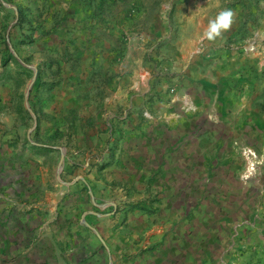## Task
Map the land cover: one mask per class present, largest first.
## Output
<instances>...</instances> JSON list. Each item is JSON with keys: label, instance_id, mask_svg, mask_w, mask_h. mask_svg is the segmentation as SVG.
<instances>
[{"label": "crops", "instance_id": "0c3cea01", "mask_svg": "<svg viewBox=\"0 0 264 264\" xmlns=\"http://www.w3.org/2000/svg\"><path fill=\"white\" fill-rule=\"evenodd\" d=\"M167 3L0 0V212L14 201L26 225L4 248L8 217H0V264H62V239L64 264H229L215 260L228 247L264 251V162L242 177L244 150L264 158V0L179 3L165 73L173 78L154 84L144 59ZM227 8L230 28L202 40ZM30 73L51 91L42 121L61 118L59 107L129 103L145 107L142 124L137 115L126 130L112 128L109 145L108 132L86 131L77 151L87 158L64 166L83 177L45 179L56 150L40 156L29 139ZM189 103L196 110L184 113Z\"/></svg>", "mask_w": 264, "mask_h": 264}, {"label": "rangeland", "instance_id": "374dc122", "mask_svg": "<svg viewBox=\"0 0 264 264\" xmlns=\"http://www.w3.org/2000/svg\"><path fill=\"white\" fill-rule=\"evenodd\" d=\"M112 1H120V0H112ZM167 7L166 11L164 12V15L162 16V19H159L158 21H155L154 28H156V31H153V37L149 40V44L152 47L151 52L146 54L145 56V65H147V69L151 74V80L154 84H160L162 81L171 83L173 78L170 75H165L166 68H170L171 64L175 60V56L173 55V46L175 45V39L180 31V21L179 16L177 13V8L179 6V3L185 2L186 0H167ZM233 1V4L242 3L245 0H217V2H221L220 7L227 6ZM219 7H217L218 10ZM181 12V11H180ZM155 13V11H153ZM154 20V19H153ZM143 29L147 31V26H143ZM142 40L140 43L142 44ZM125 43H121V48H125ZM172 46V47H171ZM40 75H37L36 80L34 84L32 85V88L27 90L28 94V105L27 107H23L24 112L26 115H30V127L32 128V131L30 133V138L33 141L40 144V152L39 155L46 157L48 155V149H44L48 146H54L55 147V155L53 158H49L46 160V164L49 161L50 162V171L44 173L45 179H76L79 180L83 177V173L69 170L64 172V166L66 162V158L69 157L71 159H79L80 156H85L87 158V153L78 152V148L82 146L84 148L86 145L85 141L87 137L84 135L81 136L83 133L86 134V131H98L100 133L102 132H108L109 137L102 139V141L105 142V145L110 143L111 140V130L117 129H124L126 130L129 126V122L127 120L133 121V117L139 115L140 118V124L135 126H141L143 121V113L145 111V107L143 105H135L131 106L129 103L120 104L118 106L109 104L106 106H92V107H82V105L74 104L72 110L68 112V109L63 111V107H59L62 111H59L58 113L61 114V118H56L54 115H51L43 121L41 120V114L42 109L44 108L45 102L49 98V93L51 92L49 89H45L42 91V83L39 79ZM35 74L30 73L28 74L27 79L29 80V84L31 85L32 80L34 79ZM39 79V80H38ZM29 85V87H30ZM174 86H172L170 89V92L175 93L176 89H173ZM32 96H35V104L30 103V98ZM30 97V98H29ZM69 108V107H67ZM183 109V108H182ZM196 110V106L193 104H187L184 108V113L194 111ZM40 113V114H39ZM62 113H66L65 115H62ZM67 117V118H66ZM71 117V118H69ZM116 118L117 121L112 119ZM56 118V119H55ZM64 119V120H63ZM58 120V121H57ZM61 120V121H60ZM136 120V119H135ZM246 124V123H245ZM117 125V126H116ZM27 137H25V144L28 143ZM48 145V146H47ZM109 145V144H108ZM51 149V148H50ZM86 150V149H84ZM77 152V153H75ZM110 153V152H109ZM244 156L246 157V167H244V171L242 174L243 179H251L254 177L258 170L259 166L264 162V158L260 157L256 151L252 149H247L243 151ZM85 154V155H82ZM110 155V154H109ZM2 157L4 155H1ZM64 156V162L62 169H60V162L62 157ZM94 156V155H93ZM17 157V156H15ZM110 156H107V158L103 161L101 169L105 166L110 165L111 158ZM2 160V159H0ZM82 161V160H81ZM112 172V170H109ZM15 177V175H13ZM58 183V181H57ZM60 189V185H56V190ZM28 202V201H26ZM11 205L8 207H5L2 212H0V217H8V222L6 219V226L7 229V237L3 235L2 237V243L3 247H9L13 246L12 244L16 243L17 240H19L17 237L20 235V231L17 230V227L19 226H26L22 219H19L14 211V207H16L15 202H10ZM51 201H46L44 205L50 204ZM24 222L29 223V220L27 218L23 219ZM23 229V228H22ZM62 234V233H60ZM40 236V233H39ZM62 237V235H60ZM65 236H68L65 235ZM66 238V237H65ZM249 240V239H248ZM250 242V240H249ZM12 243V244H11ZM232 242H227L228 246ZM58 245V242H57ZM60 246L62 249H58L57 246V259L61 261L62 264H64L63 259L66 258L65 253L67 248V243L64 242V240H60ZM227 248V246H226ZM225 251V255H222L221 258L218 256L215 260H221L222 263H224V259L226 263L229 264H264V251H258L254 246L248 248H245L243 250H234L233 247H228ZM62 252H61V251ZM3 254L9 255V252L6 253L5 250H3ZM218 255V254H217ZM11 257V256H10ZM220 264V263H217Z\"/></svg>", "mask_w": 264, "mask_h": 264}, {"label": "clouds", "instance_id": "9594fccd", "mask_svg": "<svg viewBox=\"0 0 264 264\" xmlns=\"http://www.w3.org/2000/svg\"><path fill=\"white\" fill-rule=\"evenodd\" d=\"M234 12L232 9L227 8L218 13L215 19L210 21L207 30L201 37L202 40L209 41L215 40L220 37L222 33L230 28L233 23Z\"/></svg>", "mask_w": 264, "mask_h": 264}, {"label": "water", "instance_id": "95a60500", "mask_svg": "<svg viewBox=\"0 0 264 264\" xmlns=\"http://www.w3.org/2000/svg\"><path fill=\"white\" fill-rule=\"evenodd\" d=\"M37 75H38V74L36 73L34 79L32 80V83H31V85H30V87H29V92H30V89L32 88V85L34 84V82H35V80H36ZM29 92H28V94H29ZM28 94H27V96H28ZM63 162H64V156L62 157L61 162H60V169H62Z\"/></svg>", "mask_w": 264, "mask_h": 264}, {"label": "trees", "instance_id": "16d2710c", "mask_svg": "<svg viewBox=\"0 0 264 264\" xmlns=\"http://www.w3.org/2000/svg\"><path fill=\"white\" fill-rule=\"evenodd\" d=\"M44 149H46V148H44Z\"/></svg>", "mask_w": 264, "mask_h": 264}]
</instances>
